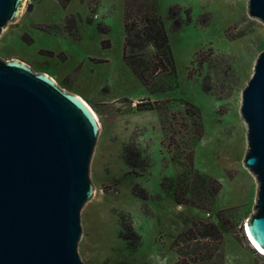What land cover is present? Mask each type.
Masks as SVG:
<instances>
[{
	"label": "rangeland",
	"instance_id": "obj_1",
	"mask_svg": "<svg viewBox=\"0 0 264 264\" xmlns=\"http://www.w3.org/2000/svg\"><path fill=\"white\" fill-rule=\"evenodd\" d=\"M125 7L154 12L168 34L171 63L145 83L122 59ZM262 50L264 23L247 0H32L6 23L0 59L47 74L99 121L79 214L83 263L264 264L245 232L257 181L243 165L239 113Z\"/></svg>",
	"mask_w": 264,
	"mask_h": 264
},
{
	"label": "water",
	"instance_id": "obj_2",
	"mask_svg": "<svg viewBox=\"0 0 264 264\" xmlns=\"http://www.w3.org/2000/svg\"><path fill=\"white\" fill-rule=\"evenodd\" d=\"M23 4L0 0V32ZM247 13L264 23V0H247ZM239 113L243 165L257 181L245 232L264 252V50L241 90ZM98 129L82 98L18 59H0V264H85L77 253L79 214L93 193Z\"/></svg>",
	"mask_w": 264,
	"mask_h": 264
},
{
	"label": "trees",
	"instance_id": "obj_3",
	"mask_svg": "<svg viewBox=\"0 0 264 264\" xmlns=\"http://www.w3.org/2000/svg\"><path fill=\"white\" fill-rule=\"evenodd\" d=\"M62 6H66L70 0H59ZM150 12V11H149ZM144 12L142 16L133 14L129 7L124 8L123 29L124 39L122 45V59L125 64L142 82H147L152 75L166 70L171 63V53L168 44V34L161 19L154 12ZM152 48L148 52V48ZM217 188L212 191L213 195ZM175 196L178 202H186V194L175 186ZM212 232L221 240L222 234L214 223H211ZM191 228L178 234V237ZM176 238V239H177ZM203 238H206L203 236ZM181 254V251H178Z\"/></svg>",
	"mask_w": 264,
	"mask_h": 264
},
{
	"label": "bare ground",
	"instance_id": "obj_4",
	"mask_svg": "<svg viewBox=\"0 0 264 264\" xmlns=\"http://www.w3.org/2000/svg\"><path fill=\"white\" fill-rule=\"evenodd\" d=\"M81 98V97H80ZM83 100V99H82ZM85 103H86V105H88V107L92 110V108L89 106V104L85 101V100H83ZM92 112L94 113V115H95V117H96V120H97V122H98V125H99V121H98V119H97V116H96V114H95V112L92 110ZM246 232H247V230H246ZM247 235H248V239H249V241H251L250 243L253 245V247H255V248H257L259 251H261L255 244H254V242L251 240V238H250V236H249V234H248V232H247ZM260 253H263L264 254V252L263 251H261Z\"/></svg>",
	"mask_w": 264,
	"mask_h": 264
},
{
	"label": "built area",
	"instance_id": "obj_5",
	"mask_svg": "<svg viewBox=\"0 0 264 264\" xmlns=\"http://www.w3.org/2000/svg\"><path fill=\"white\" fill-rule=\"evenodd\" d=\"M34 1V0H33ZM29 3V2H32V0H24V3Z\"/></svg>",
	"mask_w": 264,
	"mask_h": 264
}]
</instances>
